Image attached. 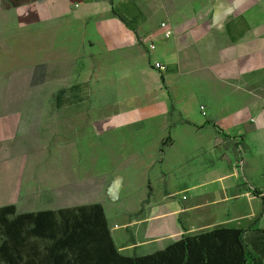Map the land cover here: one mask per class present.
<instances>
[{"label": "crops", "instance_id": "obj_1", "mask_svg": "<svg viewBox=\"0 0 264 264\" xmlns=\"http://www.w3.org/2000/svg\"><path fill=\"white\" fill-rule=\"evenodd\" d=\"M1 4L0 206L14 203L22 213L99 203L115 246L127 256L162 250L184 234L239 227L254 254L247 264H264L262 199L246 188L234 157L217 150L221 133L242 143L244 175L264 194V0ZM162 21L173 31L169 39ZM52 105L56 118L74 119L75 136L65 141L56 134L36 149L33 137L46 127ZM181 119L211 123L197 129ZM153 126L154 152L147 155ZM90 149L98 172L84 165ZM136 188L143 190L140 203L110 223L105 204Z\"/></svg>", "mask_w": 264, "mask_h": 264}, {"label": "trees", "instance_id": "obj_2", "mask_svg": "<svg viewBox=\"0 0 264 264\" xmlns=\"http://www.w3.org/2000/svg\"><path fill=\"white\" fill-rule=\"evenodd\" d=\"M30 1L1 0V5L10 8ZM209 123L206 119L196 128ZM221 135L231 139L228 134ZM168 139L170 134L161 140L160 152ZM234 145L240 149L237 142ZM240 173L249 184L246 188L262 199L264 212V194L250 185L242 169ZM106 219L102 205L96 202L22 213H17L14 203L2 205L0 264H247L254 258L242 240L244 229L225 226L184 234L153 253L127 256L115 246Z\"/></svg>", "mask_w": 264, "mask_h": 264}, {"label": "rangeland", "instance_id": "obj_3", "mask_svg": "<svg viewBox=\"0 0 264 264\" xmlns=\"http://www.w3.org/2000/svg\"><path fill=\"white\" fill-rule=\"evenodd\" d=\"M151 66L156 69L154 67V65L152 64L151 62ZM52 79H55L57 76L56 74L55 75H52L51 76ZM52 94H51V97L53 99H55V91H52ZM200 103H204V102H200ZM204 105V104H203ZM188 109H190L191 107H194L192 105H186ZM50 108L48 109L47 112V116H46V119H44V124L46 125V127L44 128V130H40L39 132L37 131V135H35L33 137V140L36 142L35 144V148L36 149H39L40 147L37 146L38 143H40V140H52L53 137L56 136V134H62L64 133V140L65 141H70L72 140L75 136V132L73 130L74 128V122L69 114L67 115L68 117H63V118H56V114H58V107L52 105V106H49ZM193 110V109H192ZM102 111V110H100ZM199 111V110H198ZM201 114V113H200ZM65 120V122H64ZM58 122L60 123V129L57 130V127L56 125L58 124ZM64 125V126H63ZM54 127V128H53ZM53 128V129H52ZM169 131H170V126L168 127V129L165 130L164 132V136L166 137L168 134H169ZM156 128H154V126L151 128V131H150V134L148 136V138H151V141L146 144V147H145V153L147 155L151 154L152 152H154V147H155V143H154V139H155V135H156ZM187 132L185 131H181L180 132V136L182 137H186L187 136ZM164 137V138H165ZM203 142L202 143H205L204 141L205 140H202ZM234 142L235 139H224L221 143H219V148L217 149L218 152L220 153L219 155H224V157H228L229 155L231 157H234L233 158V161H232V167L235 168V167H239L237 168V171L239 173V175L241 174L240 173V170L242 169L244 171V164H243V159H245L247 157V150L246 148L244 147V145L241 143L239 144L237 142V144L240 145V149L236 148V146L234 145ZM130 144V143H129ZM129 144L128 146L125 147V149H128L129 148ZM161 144V143H160ZM117 148H115L117 151H121L123 149V145L122 144H116ZM158 148V146H157ZM94 150L90 149L88 150V153L87 154V157H86V162L84 163L85 167H87V165L89 166H92L94 165L95 166V170L94 171H99L100 170V167L99 165H97V162L95 161H92V160H88V159H91V153L93 152ZM98 153L102 152V151H99V149L97 150ZM49 154V152H48ZM32 155H38V153L36 152H33ZM93 155V154H92ZM38 161V160H37ZM39 161L37 162V165ZM167 163V167L170 169V164H168V161H166ZM249 167H251V165H249ZM156 171H158L157 169H154L150 172L149 174V177L151 178L152 180V183L154 184V197L157 198L159 196V192L157 191V185H158V178H157V175H156ZM258 171L257 168L254 167V170L252 171L251 170V174H250V178L254 181H256L259 177L257 176L258 174L256 173ZM165 188V187H164ZM163 188V189H164ZM241 189V188H240ZM162 191V190H161ZM239 193H243L245 192V190L241 189L238 191ZM163 194H166L168 195L165 191H162ZM143 194V190H140L138 188H136L135 190L131 191L129 193V196L125 197V198H121L120 199V202L118 203H108V204H105V210L107 212V215H109V219L108 221L111 223V219L113 217V214H116L118 211L122 210V209H130V210H133L135 209L136 205H138L140 203V195ZM144 195H146L144 193ZM172 195H178L177 193L176 194H172ZM114 212V213H113Z\"/></svg>", "mask_w": 264, "mask_h": 264}, {"label": "built area", "instance_id": "obj_4", "mask_svg": "<svg viewBox=\"0 0 264 264\" xmlns=\"http://www.w3.org/2000/svg\"><path fill=\"white\" fill-rule=\"evenodd\" d=\"M160 27L162 28V33L163 36L166 39H169L172 35H173V31L171 28L168 27V25L166 24V22H161L160 23ZM147 48L149 49V51H152L155 49V44L152 41H148L147 43ZM152 64L154 65V67L158 70V71H162L163 70V64L158 62V61H152ZM204 106H200V112L202 115H205V110H204Z\"/></svg>", "mask_w": 264, "mask_h": 264}]
</instances>
